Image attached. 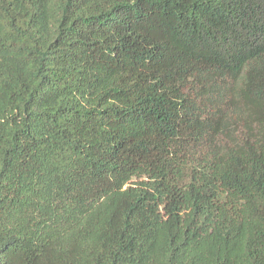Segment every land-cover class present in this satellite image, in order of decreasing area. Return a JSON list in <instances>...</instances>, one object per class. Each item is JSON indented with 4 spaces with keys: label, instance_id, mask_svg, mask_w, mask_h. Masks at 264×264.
<instances>
[{
    "label": "trees",
    "instance_id": "trees-1",
    "mask_svg": "<svg viewBox=\"0 0 264 264\" xmlns=\"http://www.w3.org/2000/svg\"><path fill=\"white\" fill-rule=\"evenodd\" d=\"M0 264H264V0H0Z\"/></svg>",
    "mask_w": 264,
    "mask_h": 264
},
{
    "label": "rangeland",
    "instance_id": "rangeland-1",
    "mask_svg": "<svg viewBox=\"0 0 264 264\" xmlns=\"http://www.w3.org/2000/svg\"><path fill=\"white\" fill-rule=\"evenodd\" d=\"M147 206H148L149 208H155V207H157V204H156L154 201H149V202L147 203Z\"/></svg>",
    "mask_w": 264,
    "mask_h": 264
}]
</instances>
